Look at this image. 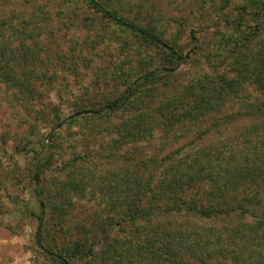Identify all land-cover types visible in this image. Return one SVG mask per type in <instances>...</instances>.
Instances as JSON below:
<instances>
[{"label": "trees", "instance_id": "trees-1", "mask_svg": "<svg viewBox=\"0 0 264 264\" xmlns=\"http://www.w3.org/2000/svg\"><path fill=\"white\" fill-rule=\"evenodd\" d=\"M78 1L140 46L157 51L159 61L146 63L133 82L124 81V93L115 99L98 107L80 106L71 121H85L94 137L116 136L121 148L135 144L154 152L121 157V171L99 189L108 198L107 208L96 212L76 235L64 224L54 232L40 215L36 239L42 253L56 264H264V51L250 53L242 46L239 55L235 48L228 49L237 66L233 73L216 72L177 84L173 77L179 65L198 49L194 30L187 35L180 28L168 36L153 15L134 16L131 7L121 15L110 2ZM223 1L229 6L232 0ZM262 3L250 0L241 6L257 20V28L264 25ZM22 32L24 42L12 49L11 37L0 31V79L33 97L34 69L17 73V67L35 65L39 40ZM183 36L194 44L192 49L185 51L180 45ZM27 40L35 43L33 49L25 45ZM224 41L229 44L230 38ZM249 87L258 93L242 95ZM112 117L116 123L109 120ZM98 120L111 123L101 130ZM233 126L229 135L207 142L213 132ZM189 128L196 131L186 144L189 153L168 148L169 140H179L174 136L179 130ZM71 155L62 166L67 171L63 198L66 189L85 194L96 179L94 172L90 176L84 171L82 154ZM53 158H39L34 166L35 193L43 213L49 197L46 189L41 197L39 186Z\"/></svg>", "mask_w": 264, "mask_h": 264}, {"label": "rangeland", "instance_id": "rangeland-1", "mask_svg": "<svg viewBox=\"0 0 264 264\" xmlns=\"http://www.w3.org/2000/svg\"><path fill=\"white\" fill-rule=\"evenodd\" d=\"M103 1L121 9V15H126L123 10L130 7L134 16L153 15L168 36L180 28L187 35L195 31L198 49L179 65L173 77L177 84L185 85L216 72L233 73L237 66L234 57L229 59L232 55L228 49L239 55L242 46L250 53L264 51V25L257 28V20L241 8L250 0H232L229 6L223 0ZM0 31L11 37L12 49L24 42L22 31L39 40L35 65L28 62L24 69L20 66L23 63L17 67V73L34 69L36 94L24 95L0 79V264H56L38 247V217L43 214L54 232L64 224L76 235L81 226L93 221L96 212L107 208L108 198L99 189L121 171L125 164L121 157L131 152H154L149 146L135 144L121 148L116 136L94 137L85 121L73 123L71 117L84 104L98 107L120 96L124 81L133 82L146 63L159 61V53L140 46L128 33L78 0H0ZM227 37L229 44L224 41ZM189 41L187 36L180 41L185 51L194 47ZM27 42L25 45L33 49L35 43ZM250 93L255 96L258 92L249 87L242 95ZM109 120L116 123L114 117ZM109 120L96 124L103 130L110 125ZM235 127L220 134L213 132L207 142L224 138ZM195 135L193 128L179 130L174 135L179 140H169L168 148H181V153L187 154L186 144ZM72 152L85 157L82 163L87 167L83 170L90 176L94 172L96 179L85 194L64 189L63 198L67 171L62 166L73 157ZM50 154L54 158L39 186L41 197L45 189L49 197L43 213L35 193L34 166L37 159ZM64 211L68 214L61 217Z\"/></svg>", "mask_w": 264, "mask_h": 264}]
</instances>
